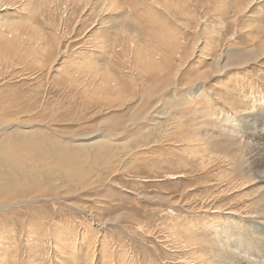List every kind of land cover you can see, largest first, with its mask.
Listing matches in <instances>:
<instances>
[{
	"label": "rangeland",
	"instance_id": "obj_1",
	"mask_svg": "<svg viewBox=\"0 0 264 264\" xmlns=\"http://www.w3.org/2000/svg\"><path fill=\"white\" fill-rule=\"evenodd\" d=\"M159 1L168 13L148 0L0 1V264H194L182 243L196 235L220 264H264V69L216 75L199 89L210 103L190 104L200 91L187 83L194 53L240 47L264 3ZM128 30L165 50L155 37L170 32L180 53L147 68L123 51ZM222 207L258 215L211 213Z\"/></svg>",
	"mask_w": 264,
	"mask_h": 264
},
{
	"label": "bare ground",
	"instance_id": "obj_2",
	"mask_svg": "<svg viewBox=\"0 0 264 264\" xmlns=\"http://www.w3.org/2000/svg\"><path fill=\"white\" fill-rule=\"evenodd\" d=\"M0 1H2V0H0ZM13 1V0H12ZM15 1V0H14ZM20 1V0H19ZM35 1V0H34ZM45 1V0H44ZM52 1V0H51ZM54 1V0H53ZM66 1V0H65ZM119 1L120 0H100V3H103V4H105V6L106 7H108L109 6V8H114V7H117L118 6V4H119ZM151 4H153L154 6H156V7H162L161 9L162 10H164V11H166L167 13L170 11L169 9V6H168V3H167V1H165L164 3L166 4V6L165 5H162V3L159 1V0H148ZM182 1V4L183 3H185V0H181ZM227 1V0H226ZM246 1V3H245V8H249L250 9V6L253 4V2L255 1V0H245ZM261 1H263L262 3H264V0H261ZM260 1V2H261ZM40 2V1H39ZM43 2V1H42ZM224 2V1H223ZM9 3V2H8ZM15 3H17V2H15ZM21 3H23V2H21ZM51 3V2H50ZM49 3V4H50ZM1 4V3H0ZM35 4V3H34ZM42 4H44V2L42 3ZM53 4V3H52ZM226 4V3H225ZM228 4V3H227ZM236 4L237 5H239V0H237V2H236ZM243 4H244V0H243ZM6 7H9V5L6 3V4H4ZM222 6L221 8H223V5H222V2L220 1L219 3H218V5L216 6V8H218V6ZM25 6H27V5H25ZM41 6V5H40ZM48 6V5H47ZM56 6V5H55ZM55 6H53V7H55ZM103 6V5H102ZM36 7V6H35ZM44 7V6H43ZM88 7V6H87ZM235 7H237V6H235ZM0 8H2V7H0ZM13 8V7H12ZM11 8V9H12ZM16 8V7H15ZM44 8H46V7H44ZM101 8V7H100ZM175 10H179V14H183L184 13V9H183V7L182 6H175V7H173ZM232 8H234V7H232ZM244 8V9H245ZM5 9V8H4ZM8 9V8H7ZM32 9V8H31ZM39 9V8H38ZM43 9V8H42ZM41 9V10H42ZM84 9V8H83ZM243 9V8H242ZM241 8H240V10H242ZM36 10H37V8H36ZM44 10V9H43ZM42 10V11H43ZM110 10V9H109ZM118 11H119V9H117ZM131 10V9H130ZM234 10L238 13V12H240V11H237L236 10V8H234ZM251 10V9H250ZM57 11V10H56ZM91 11V10H90ZM107 11V10H106ZM113 11V10H112ZM111 11V12H112ZM123 11V10H122ZM121 11V12H122ZM37 12V11H36ZM47 12V11H46ZM108 12V11H107ZM120 12V13H121ZM123 12H125V11H123ZM129 12V11H128ZM40 13V12H39ZM42 13V12H41ZM44 13V12H43ZM104 13H106V12H104ZM118 13V12H117ZM133 13V12H132ZM242 13V12H241ZM88 14H90V13H88ZM119 14V13H118ZM122 14V13H121ZM124 14V13H123ZM127 14V13H126ZM129 14H130V12H129ZM132 15V14H131ZM169 15V17L172 19V16L170 15V14H168ZM250 15V19L248 20V21H250V20H252V14H249ZM254 15V14H253ZM66 16V15H65ZM110 16H113V15H110ZM186 16V15H185ZM1 17V16H0ZM37 17V16H36ZM44 17V16H43ZM111 18V17H110ZM129 18V17H128ZM114 19V18H113ZM119 19H120V17H119ZM124 19V18H123ZM130 19V18H129ZM139 19V18H138ZM103 20H104V18H103ZM7 21V20H6ZM131 22L133 21V23H134V21H136V20H132V18H131V20H130ZM258 21V22H257ZM115 22V21H114ZM123 22V21H122ZM118 23V22H117ZM11 24V23H10ZM123 24H124V22H123ZM120 25V24H119ZM183 25V24H182ZM7 26V25H6ZM111 26V25H110ZM11 27V26H10ZM151 27H153L152 25H150L148 28H151ZM247 27H249V29H250V32L251 31H253V34L252 35H250V33H248L247 34V38L245 39V41H244V43L243 44H241L240 45V47H239V45L238 46H236V47H233L232 45V47L230 48V45L228 46V47H226L225 49H223V50H221L220 51V53L217 55V56H215L212 60H210V59H208L206 56H204L203 54H202V52L203 51H201L200 49H199V51L198 52H196V53H194L195 54V56H196V58H197V66H195L194 68H193V70L192 71H195V74H191V76H189V80H187L188 82V84L190 85V87H191V90L193 89V88H195V92H197V91H200L199 89L201 88V87H203V84L205 83V82H207V81H210L213 77H215L216 75H221L223 72H225V71H229V70H232V69H239V68H242V67H246V66H248V65H250V64H252V63H256V64H258V65H260V67L261 68H263L264 69V24H262L261 22H259V20L257 19V17L255 16V21L253 22V23H250L249 24V26H247ZM3 28V27H2ZM15 28H17V27H15ZM110 28H112V27H110ZM0 29H1V27H0ZM113 29V28H112ZM116 29V28H115ZM249 29H247V30H249ZM5 30V29H4ZM9 30V29H8ZM14 31H15V29H14ZM130 30H128V32H129ZM4 32V31H3ZM10 32V31H9ZM12 32V31H11ZM10 32V33H11ZM119 33L120 34H122L121 33V31H119ZM126 33V32H125ZM6 34H8V32L6 33ZM165 34L166 35H160V36H158V37H155L163 46H165V48H166V50L163 48V47H155L156 46V44L158 45V43L156 42L155 44H154V46H150V45H147L146 43L145 44H143V42H138L137 41V37H136V35H134L133 33H128L127 35H125L124 34V36L126 37H124L125 38V40H123V44H127V46L125 45L124 46V49H123V51H127V48H130V47H132L131 48V50L130 51H132V53L135 55V59H136V61H138L139 63H141L142 62V65L144 64L147 68L149 67V68H160L161 67V65H167V64H170V63H172L173 61H174V59H176V57L178 56V54L180 53V52H178V50H181V46H180V43L177 41V39L175 38V36L172 34V33H168V32H165ZM109 35V34H108ZM110 35H111V33H110ZM8 36V35H7ZM17 36H18V33H17ZM123 36V35H122ZM166 36H168V38L166 37ZM0 37H2V34L0 33ZM5 37V36H4ZM10 37V36H9ZM154 38V39H155ZM10 39V38H9ZM13 39V38H12ZM100 40V39H99ZM7 41H8V39H7ZM37 41V40H36ZM98 41V40H97ZM138 42L137 44H135V42ZM200 41V40H199ZM231 41V40H230ZM99 42V41H98ZM5 43V42H4ZM238 44H240V43H238ZM117 45V44H116ZM237 45V44H236ZM197 48V47H196ZM203 50H204V47H203ZM166 52H167V55H166ZM130 53V52H129ZM127 55V54H126ZM146 57H145V56ZM207 55H209V54H207ZM159 57L160 58V60H161V64H160V62H158L157 61V58L156 57ZM209 56H211V55H209ZM187 58L185 59V56L184 57H182L183 58V62H185V60H187L189 57H191V54H188L187 56H186ZM210 58V57H209ZM180 60V59H179ZM205 60H210V63L207 65V63L206 64H204V61ZM175 63V62H174ZM99 66V65H98ZM76 67V66H75ZM98 73H100V72H98ZM103 73V72H102ZM105 75V74H104ZM223 75V74H222ZM107 76V75H106ZM109 76V75H108ZM110 77V76H109ZM95 78V77H94ZM97 78V77H96ZM108 79V78H107ZM226 79V78H225ZM105 80V79H104ZM100 81V80H99ZM108 81H110V80H108ZM107 81V83H109L110 84V82H108ZM200 81V85H198V86H196V85H193V84H196V82H199ZM232 81V80H231ZM244 82V81H243ZM226 83V82H225ZM246 83V82H245ZM224 84V83H223ZM228 84V83H227ZM230 86H232V83L230 82ZM114 88V87H113ZM115 88H117V87H115ZM225 91H227V89H224ZM114 92H116V94H119V91L117 90H114ZM228 92V91H227ZM232 92V91H231ZM207 93H208V91H207ZM148 94L149 95H152V93L150 94V91L148 92ZM231 94V93H230ZM184 95V94H183ZM209 95V94H208ZM206 93H204L203 91H200V92H197L196 93V96H195V98H192L191 100H190V104L192 103V101L193 100H195V101H197V100H200V99H203V100H205L206 102H209L210 103V101H212V98H211V96L209 95L208 96ZM216 96V95H215ZM171 97H172V95H171ZM170 96H169V98H171ZM175 98V97H174ZM215 98V97H214ZM225 98V97H224ZM217 99V98H216ZM218 99H220V98H218ZM176 100V99H175ZM221 100H222V98H221ZM194 102V101H193ZM216 102H217V100H216ZM218 102H219V104H220V101L218 100ZM224 102V101H223ZM189 103H188V105H189ZM213 103H214V101H213ZM212 103V104H213ZM228 103V102H227ZM221 104H223V103H221ZM224 105H227V104H224ZM229 105V104H228ZM163 106H164V104H161V110H163L162 108H163ZM181 106H187V104L186 103H183V102H178L177 101V103L175 104V107L174 108H172L173 109V111H177V109H180V108H182ZM218 106V104L217 103H214L213 104V107H217ZM220 106V105H219ZM249 106V105H248ZM239 109V108H238ZM160 110V109H159ZM181 110V109H180ZM254 110V109H253ZM234 111V110H233ZM161 112V111H160ZM209 113V112H208ZM238 113V112H237ZM159 114V112H156V114H154V116H151L152 118L153 117H155V118H157V115ZM239 115H242V114H244V113H242V111H240L239 110V113H238ZM184 115V114H183ZM198 115H200L199 113L196 115V116H198ZM154 118V119H155ZM154 119H151L150 120V122H152V121H154ZM199 119V118H198ZM197 118H194V120L197 122V121H200L199 123H197V125H206V124H204L202 121H203V119H202V121L201 120H198ZM243 121V120H242ZM207 123V122H206ZM148 125H151L150 123H147ZM209 126V125H208ZM214 127H216V126H214ZM202 128H204V127H202ZM219 129V128H218ZM197 130V129H196ZM203 130H205V129H203ZM193 131H195V130H193ZM198 131V130H197ZM200 131V130H199ZM202 131V130H201ZM188 132V131H187ZM181 133V134H180ZM179 134L181 135V136H183L184 135V133H185V131H182V132H180ZM198 134H199V132H197ZM195 134V133H194ZM205 134V133H204ZM254 134V133H253ZM196 135V134H195ZM200 135V134H199ZM201 136V135H200ZM204 136V135H203ZM199 137V136H198ZM186 138V137H185ZM201 138V137H200ZM235 139V138H234ZM182 140V139H181ZM183 141V140H182ZM189 141V140H188ZM197 141L199 142V141H201V139H197ZM224 141V140H223ZM226 141V140H225ZM185 142V141H184ZM205 142V141H204ZM204 142H202V143H204ZM207 142V141H206ZM186 143V142H185ZM193 143V142H192ZM190 144V143H189ZM82 145H85V144H82ZM181 145V144H180ZM184 145V144H183ZM253 145V144H252ZM185 146V145H184ZM183 146V147H184ZM191 146V145H190ZM196 146V145H195ZM202 146V145H201ZM211 146V145H210ZM245 146H247L246 144H245ZM177 147H179V148H182V147H180L179 145L177 146ZM193 147V146H192ZM178 148V149H179ZM187 148V147H186ZM248 148V146L247 147H245V149H247ZM260 148V147H259ZM258 148V149H259ZM194 149L195 150H190V149H187L184 153L185 154H187V157L189 156L190 158H194L195 160H199V158H201L200 156H198L199 154H200V152H198V149H197V147H194ZM183 150H185L184 148H183ZM203 150V149H202ZM222 150V149H221ZM264 150V149H263ZM205 151V150H204ZM251 151H253V150H251ZM255 151V150H254ZM258 152H259V150H257ZM179 152V151H178ZM180 152H181V149H180ZM188 152V153H187ZM221 152V151H220ZM219 152V153H220ZM256 152V151H255ZM260 152H261V149H260ZM259 152V153H260ZM183 153V152H182ZM181 153V154H182ZM204 153V152H203ZM237 154V153H236ZM245 154H247L246 156H249L250 158H252L251 157V155L249 154V153H245ZM203 155V154H202ZM208 155V154H207ZM253 155V154H252ZM257 155H258V153H257ZM204 156V155H203ZM220 157V156H219ZM258 157H259V159H261L260 157V155H258ZM263 157H264V155H263ZM186 158V157H185ZM203 159H204V157H203ZM207 159V158H206ZM193 160V159H192ZM201 160H202V158H201ZM201 160H199V161H201ZM211 160V159H210ZM254 160L255 161H257L258 162V158L257 157H255L254 158ZM263 160V159H262ZM185 162V161H184ZM256 162V163H257ZM226 163H227V160H226ZM229 163V162H228ZM231 163V162H230ZM259 163V162H258ZM232 167V166H231ZM230 167V168H231ZM257 181L260 183V184H262L261 186H259V189H264V172H262L260 175H259V177H258V179H257ZM252 183V182H251ZM250 183V184H251ZM257 183V182H256ZM226 184H228L229 185V182L227 181V183ZM232 184V183H231ZM245 184H246V182H245ZM247 185H249V184H247ZM246 186V185H245ZM242 189H244V188H241V189H238V190H242ZM238 190H236L235 192H238ZM231 194H237V193H231ZM264 199V193L263 192H261L260 194H259V196H258V198L257 199H255V201H258V202H260L261 200H263ZM204 204V203H203ZM222 209H223V207H222ZM221 208H217L216 210H213L211 213H216V214H218V213H220V212H224L225 210H229V211H225V212H227L228 213V215H232L233 213H234V215L235 216H237V217H242V218H252V217H256L257 215H258V213L257 212H239V211H237V210H234V212H232L231 210L232 209H223L222 210ZM252 213H256L255 215H253ZM260 213V212H259ZM242 214H244V215H242ZM214 215V214H213ZM215 216V215H214ZM244 216H247V217H244ZM127 218H128V216H127ZM216 218H218V217H216ZM218 220H219V218H218ZM220 221V220H219ZM264 222V221H263ZM227 223V222H226ZM181 225V224H180ZM179 225V226H180ZM179 226H177V227H179ZM180 228H181V226H180ZM242 230V229H241ZM167 232H168V230H167ZM170 232V231H169ZM171 232H172V230H171ZM173 232H174V230H173ZM236 234V233H235ZM170 235V234H169ZM175 235H177L176 233H175ZM174 234H173V236H175ZM198 235H200V234H198ZM178 237V236H177ZM180 237V236H179ZM196 238H192V240L193 241H196V242H193V241H191V240H188V241H186L185 243H182V241H181V243L182 244H184L185 245V247H187L188 249H189V251H187V253L188 252H190V255H191V257H193V259L194 260H192V261H194V264H220V260L218 259V258H220V259H222L221 258V255H222V252H217V251H215L214 250V248H212V249H210V250H206L202 245H204L203 243H201V242H199L198 240V238L197 237H199V236H195ZM176 238V237H175ZM177 239V238H176ZM182 239V238H181ZM202 240V239H201ZM73 241V240H72ZM246 241V238L243 236V234H241V237H240V239H239V242H238V248L239 249H243V251L242 252H240V253H242V254H248V253H250L249 252V249L247 248V246L245 245V242ZM71 242V241H70ZM184 242V241H183ZM263 243V242H262ZM250 245V244H249ZM1 246V245H0ZM63 246V245H62ZM183 247V246H182ZM3 249V248H2ZM183 250V249H182ZM235 250V249H234ZM6 251V250H5ZM114 251V250H113ZM112 252V251H111ZM105 255V254H104ZM112 255V254H111ZM15 256V255H14ZM105 257H106V255H105ZM224 257V256H223ZM237 257V256H236ZM221 261H226L224 258H223V260H221ZM243 262V261H242ZM104 263V262H103ZM105 264H108V262H106ZM225 264H228V262H226ZM238 264H240V263H238ZM242 264V263H241Z\"/></svg>",
	"mask_w": 264,
	"mask_h": 264
}]
</instances>
